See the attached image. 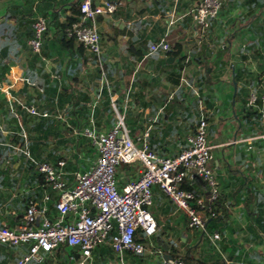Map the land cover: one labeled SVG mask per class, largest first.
Returning <instances> with one entry per match:
<instances>
[{
  "label": "crops",
  "instance_id": "1",
  "mask_svg": "<svg viewBox=\"0 0 264 264\" xmlns=\"http://www.w3.org/2000/svg\"><path fill=\"white\" fill-rule=\"evenodd\" d=\"M80 1L0 0V227L23 225L31 204L38 219L57 216L59 192L37 163L65 161L63 176L73 184L97 157L86 130L108 131L115 110L133 136L146 134L150 148L169 157L187 146L203 115L218 182L216 220L190 230L154 186L156 232L124 263L160 264L169 247L187 246L194 261L264 264V0H221L205 29L191 14L200 0H91L116 6L96 17L99 57L56 32ZM42 16L49 29L36 52L29 40ZM162 38L171 48L152 51ZM140 169L138 161L118 167V186ZM198 181L190 187L203 194ZM27 248L0 242V264H17ZM75 254L61 246L33 264H72ZM115 261L109 242L93 251V264Z\"/></svg>",
  "mask_w": 264,
  "mask_h": 264
},
{
  "label": "built area",
  "instance_id": "2",
  "mask_svg": "<svg viewBox=\"0 0 264 264\" xmlns=\"http://www.w3.org/2000/svg\"><path fill=\"white\" fill-rule=\"evenodd\" d=\"M221 6V0H200L191 13L196 25L207 28L209 20L218 15ZM78 8L81 17L66 29L67 34L99 57L101 45L96 17L112 13L116 6L111 1L94 4L91 0H82ZM33 28L34 35L29 43L37 52L47 28L46 19L37 17ZM160 48L169 50L171 47L163 38L150 45L152 51ZM31 112L34 111L31 109ZM115 113V124L108 131L86 130L95 145L97 157L92 166L74 173L73 184H68L63 176L65 161L37 163L44 180L59 192L57 216L43 215L38 219L37 209L31 204L26 209L23 225L15 229L0 227V242L28 244L17 264L45 261L61 246L75 250V257L71 256L72 264H93V251L107 242L115 253V264H125L124 254H142L146 249L145 238L156 232V219L149 210L154 186L182 210L190 230H203L207 218L217 217L214 208L218 199V182L209 166L212 146L206 139L205 117L201 115L194 133L188 137L187 146L169 157L153 151L144 140L146 134L133 136L125 124L124 114L117 110ZM136 161L141 165L139 175L118 186V167ZM197 180L205 184L203 194L183 187ZM160 264L185 263L172 255Z\"/></svg>",
  "mask_w": 264,
  "mask_h": 264
},
{
  "label": "trees",
  "instance_id": "3",
  "mask_svg": "<svg viewBox=\"0 0 264 264\" xmlns=\"http://www.w3.org/2000/svg\"><path fill=\"white\" fill-rule=\"evenodd\" d=\"M82 1V0H81ZM80 1V2H81ZM79 2V3H80ZM222 2V1H221ZM79 3H78V6H79ZM78 6H77V10H73V13L71 14V15H69V16H67V19H66V21L63 23V24H61V25H59L58 27H56L57 29H56V32L57 33H59L60 34V37L63 39V40H66L67 41V43H73L74 41H76L77 43H79L77 40H76V38H74L73 36H69L68 34H67V28H69L70 26H71V24L74 22V21H77L80 17H81V11L79 10V8H78ZM222 7V6H221ZM43 17V16H42ZM44 19H46L45 17H44ZM35 21V20H34ZM46 22H47V28H46V30L43 32V37H42V40H43V38H44V36H45V34L47 33V31H48V29H49V26H48V24H49V21H47L46 20ZM79 45L84 49V47L79 43ZM178 48L179 47H177V45L176 46H174V52H176L177 53V51H178ZM94 54V53H93ZM95 55V54H94ZM201 183V185H203V186H205V184H204V182H202V181H198V183ZM183 187H185V188H191L190 187V185H188V184H184L183 185ZM201 187V186H200ZM202 188V187H201ZM216 220V218H211V219H209L208 221H206V225H209V224H211L212 222H214ZM201 231V230H200ZM183 245H184V247H185V243H183ZM168 247H169V245H168ZM170 248V251H168V253L170 252V254H172L173 256H175V257H178V258H180V259H182L183 261H184V263L185 264H207V261H205V259H203V257H200L199 259H197V260H192L191 258H190V256H189V252H190V250H189V248L186 246V248H184V250H180V248H177L176 246H173V247H169ZM131 254H134V253H131ZM97 264V263H96ZM98 264H101V262H99ZM214 264H217V262L215 261L214 262Z\"/></svg>",
  "mask_w": 264,
  "mask_h": 264
},
{
  "label": "water",
  "instance_id": "4",
  "mask_svg": "<svg viewBox=\"0 0 264 264\" xmlns=\"http://www.w3.org/2000/svg\"><path fill=\"white\" fill-rule=\"evenodd\" d=\"M171 256H172V254H170V253H165L164 256H163V258L166 259V258H170Z\"/></svg>",
  "mask_w": 264,
  "mask_h": 264
},
{
  "label": "rangeland",
  "instance_id": "5",
  "mask_svg": "<svg viewBox=\"0 0 264 264\" xmlns=\"http://www.w3.org/2000/svg\"><path fill=\"white\" fill-rule=\"evenodd\" d=\"M181 240H183L182 238H181ZM117 261H115V263H116ZM102 263V262H101Z\"/></svg>",
  "mask_w": 264,
  "mask_h": 264
}]
</instances>
